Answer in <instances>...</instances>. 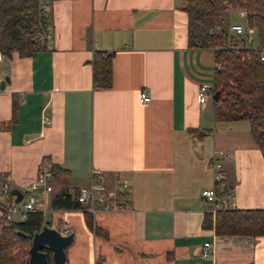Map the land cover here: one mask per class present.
<instances>
[{
  "label": "crops",
  "instance_id": "0c3cea01",
  "mask_svg": "<svg viewBox=\"0 0 264 264\" xmlns=\"http://www.w3.org/2000/svg\"><path fill=\"white\" fill-rule=\"evenodd\" d=\"M184 5L49 0L45 48L3 56L0 182L21 188L49 160L66 170L52 174L49 197L74 194L93 170L108 184L115 175L128 183L129 207L91 215L101 232L80 208L42 211L47 226L72 234L66 264H264V235H219L202 226L213 152L226 154L228 206L264 208V151L247 120H216L211 100L198 102L199 84L212 82L214 50L188 46ZM96 51L112 54L107 88L93 85Z\"/></svg>",
  "mask_w": 264,
  "mask_h": 264
},
{
  "label": "trees",
  "instance_id": "16d2710c",
  "mask_svg": "<svg viewBox=\"0 0 264 264\" xmlns=\"http://www.w3.org/2000/svg\"><path fill=\"white\" fill-rule=\"evenodd\" d=\"M218 1L227 0H185L187 43L188 46L216 49L214 62L219 63V67L213 70L212 89L218 94L211 98L214 118L247 120L256 145L264 151V0L232 2V7L245 12V26L254 28L257 43L249 46L243 37L231 38L227 27L216 21ZM46 31L45 12L39 7L38 0H0V51L3 55L16 52L19 56H28L44 49ZM111 56L99 51L94 53L92 79L95 87L111 85ZM16 107L14 100L12 117L16 115ZM64 172L65 169L52 166L53 175ZM215 189L222 200L214 214L205 212L203 227L213 228L219 235H264V208L229 207L230 183L225 174L222 181L215 184ZM75 194L76 191L74 194L51 195L50 208H80ZM83 211L87 225L95 232H101L94 225L91 214ZM43 224L42 211H30L24 220H7L0 210V264H29L32 234ZM44 250L52 264L51 252ZM96 264L99 263L96 261Z\"/></svg>",
  "mask_w": 264,
  "mask_h": 264
},
{
  "label": "built area",
  "instance_id": "2783aa9c",
  "mask_svg": "<svg viewBox=\"0 0 264 264\" xmlns=\"http://www.w3.org/2000/svg\"><path fill=\"white\" fill-rule=\"evenodd\" d=\"M49 0H38L39 7L45 12ZM231 31L236 35L244 38L247 46L252 44L254 28L244 26L241 23H232ZM46 42L50 38L46 31L43 35ZM237 48V47H236ZM214 52L216 49H213ZM237 53V50H236ZM3 53L0 51V64L3 59ZM263 58V56H261ZM213 67H219V63L214 62ZM214 70V68H213ZM212 82L201 83L197 90V100L200 104H205L212 98ZM140 98L144 101H149L150 96L142 90ZM49 119L43 116V122H48ZM226 154L221 150H215L210 160L212 170V178L214 185L204 187L201 190L202 198L210 204L209 211L214 214L218 204L221 202V196L215 189V184L220 183L223 178V160ZM52 163L45 160L41 166L39 174L30 182L21 185L22 192V209H19L14 201L6 202V198L10 194L11 182L3 180L0 182V210L7 220H13L14 214L19 215V220H24L26 214L30 211H44L49 205V194L52 191ZM128 183L125 180H120L113 177L112 182L108 184L105 175L102 171L93 170L88 180L81 184L75 194L76 202L80 204V209L85 210L93 215L99 211H117L129 207L128 200ZM69 230L63 226V232ZM200 253L203 257H208L210 254L209 242H204Z\"/></svg>",
  "mask_w": 264,
  "mask_h": 264
},
{
  "label": "water",
  "instance_id": "95a60500",
  "mask_svg": "<svg viewBox=\"0 0 264 264\" xmlns=\"http://www.w3.org/2000/svg\"><path fill=\"white\" fill-rule=\"evenodd\" d=\"M218 92L213 93L216 97ZM10 192L14 195V202L22 198L21 188L11 183ZM72 239V234H62L57 228L43 224L38 231L32 234L29 248V264H49L46 251L51 252L52 264H66L65 247Z\"/></svg>",
  "mask_w": 264,
  "mask_h": 264
},
{
  "label": "rangeland",
  "instance_id": "374dc122",
  "mask_svg": "<svg viewBox=\"0 0 264 264\" xmlns=\"http://www.w3.org/2000/svg\"><path fill=\"white\" fill-rule=\"evenodd\" d=\"M232 2H235V0H227V1H224V2H221V1H218L217 2L219 16L216 19V21H218L219 24L222 27H227L228 33H229V35H230L231 38H238L239 39L241 37L240 36H236L231 31L230 25L234 21H239V22H241V24H243L245 26V17H243L244 15L241 16L242 15V12H240L241 11L240 9H238L237 7H232ZM226 7H230V8L229 9H226ZM256 43H257L256 36L253 35L252 44L255 45ZM244 121L247 122L245 119H244ZM15 203H16V205H17V207L19 209H22V200H19L18 202H15ZM14 217L17 218L18 217V214H14ZM47 218H48V215L47 214H44L45 221H46ZM44 224H48V223L45 222Z\"/></svg>",
  "mask_w": 264,
  "mask_h": 264
}]
</instances>
